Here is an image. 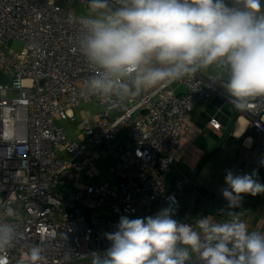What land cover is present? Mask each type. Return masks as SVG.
Masks as SVG:
<instances>
[{"label": "built area", "instance_id": "1", "mask_svg": "<svg viewBox=\"0 0 264 264\" xmlns=\"http://www.w3.org/2000/svg\"><path fill=\"white\" fill-rule=\"evenodd\" d=\"M89 0H0V202L13 213L0 223L15 227L13 246L0 252V264H32L29 250L42 249L38 264H92L103 253L121 216L135 218L151 203L164 199L174 219L194 224L184 213L178 191L166 193L190 125L191 112L205 102L216 77L198 73L147 90L119 104H105L83 94L92 70L74 41ZM185 85L187 92L175 94ZM98 107L78 118L85 104ZM245 111L258 142L264 172V102ZM80 123L78 137L64 123ZM210 124L219 129L213 118ZM97 150L99 152L95 153ZM94 152V153H93ZM114 161L117 186L91 181L103 153ZM240 219L249 211L250 194ZM111 202V217H86ZM3 209L0 208V212ZM190 264H200L193 254Z\"/></svg>", "mask_w": 264, "mask_h": 264}, {"label": "clouds", "instance_id": "2", "mask_svg": "<svg viewBox=\"0 0 264 264\" xmlns=\"http://www.w3.org/2000/svg\"><path fill=\"white\" fill-rule=\"evenodd\" d=\"M73 51L92 70L83 94L119 104L202 70L216 69L217 82L233 107L249 111L264 102V0H89ZM254 171L226 170L222 195L238 208L242 194L264 193ZM0 212L14 209L0 202ZM194 224L174 219L171 207L155 215L121 216L105 233L110 246L93 252L92 264H264V232L249 230L241 213L224 212ZM16 230L0 223V252L13 246ZM38 264L42 249L29 250Z\"/></svg>", "mask_w": 264, "mask_h": 264}, {"label": "crops", "instance_id": "3", "mask_svg": "<svg viewBox=\"0 0 264 264\" xmlns=\"http://www.w3.org/2000/svg\"><path fill=\"white\" fill-rule=\"evenodd\" d=\"M200 73L204 77L214 75V86L210 89L207 100L196 105L189 116L190 129L167 175L165 188L166 193L178 191L184 213L194 223L198 218L205 216L221 219V210L238 213L245 203L242 194L241 205L238 208H228V201L221 191L227 187L226 170L249 175L255 171L256 178L264 184V172L258 171V166L263 163L258 142L263 135L252 132L246 112L236 110L230 103L225 90L217 82L222 78L218 70L208 69ZM97 109L94 104L87 103L76 111V115L79 119L91 117ZM213 118L221 123L219 129L210 124ZM103 155L105 159L101 157L98 160L95 176L91 181L106 186H117L120 179L114 175V161L107 153L104 152ZM248 206L249 211L242 220L248 224L249 230L264 232V193L251 195ZM166 207L168 205L164 199H159L135 218L155 215ZM89 210L90 213L94 211L99 218L112 216L111 202Z\"/></svg>", "mask_w": 264, "mask_h": 264}, {"label": "rangeland", "instance_id": "4", "mask_svg": "<svg viewBox=\"0 0 264 264\" xmlns=\"http://www.w3.org/2000/svg\"><path fill=\"white\" fill-rule=\"evenodd\" d=\"M68 127H69V133L71 136H75L78 137L80 134V123L79 121L77 123H68V122H64ZM99 152V150H97L95 153ZM94 153V152H93ZM102 157L105 159V155H102ZM101 171L104 173L105 170L101 169ZM82 209L85 211L86 213V217L89 219L90 217V210L86 207L82 205Z\"/></svg>", "mask_w": 264, "mask_h": 264}, {"label": "water", "instance_id": "5", "mask_svg": "<svg viewBox=\"0 0 264 264\" xmlns=\"http://www.w3.org/2000/svg\"><path fill=\"white\" fill-rule=\"evenodd\" d=\"M9 78L0 71V83H4L6 81H8ZM187 92V89L185 87V85L183 84H180L176 89H175V94L179 95V94H182V93H186Z\"/></svg>", "mask_w": 264, "mask_h": 264}]
</instances>
